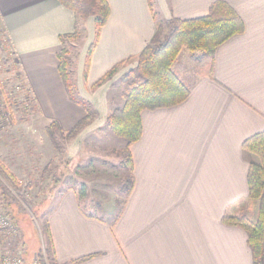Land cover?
I'll list each match as a JSON object with an SVG mask.
<instances>
[{"label": "crops", "instance_id": "obj_1", "mask_svg": "<svg viewBox=\"0 0 264 264\" xmlns=\"http://www.w3.org/2000/svg\"><path fill=\"white\" fill-rule=\"evenodd\" d=\"M107 1L110 15L98 38L95 22L85 21L89 41L77 72L71 70L79 93L102 118L99 125L112 110L114 81L93 85L135 59L157 22L208 15L217 0ZM223 1L244 30L223 42L213 61L200 62L206 71H195L200 63L192 61L184 102L142 112V135L130 148L135 183L119 218L112 223L86 212L76 191L52 200L48 222L60 264H253L246 231L224 218L249 210L248 171L258 158L243 142L264 131V0ZM77 24L81 30V17L60 0H0V29L41 116L64 130L86 116L59 71L61 37L74 34Z\"/></svg>", "mask_w": 264, "mask_h": 264}, {"label": "rangeland", "instance_id": "obj_2", "mask_svg": "<svg viewBox=\"0 0 264 264\" xmlns=\"http://www.w3.org/2000/svg\"><path fill=\"white\" fill-rule=\"evenodd\" d=\"M89 19L95 22L94 17H82L83 28L66 43L70 73L76 71L79 55L89 41L85 27ZM160 23L164 28L160 35L163 40L168 28L165 22ZM207 59L209 57L196 60L192 52L183 47L172 70L191 89L192 61L200 63ZM213 59L210 58L209 63ZM137 66L136 59L127 62L106 80L114 81L109 93L112 100L109 114L124 106L126 93L143 79L138 74L130 75ZM194 70L206 71L202 63L196 64ZM24 76L6 32L0 29V223L7 221L0 225V264L4 256L19 254L24 256L26 264H34L38 253L45 249L47 238L42 231L54 198L76 191L86 212L113 223L121 215L127 195L126 190H122L129 175L122 163L127 143L107 125L109 114L105 123L99 125L102 118L93 108L95 118L73 137L61 136L62 131L68 130L54 126L52 130L58 140L55 147L46 131L51 122L41 116L36 99L22 83ZM75 87L79 98L87 100L79 93L76 83ZM26 93L29 104H25ZM248 207L249 210L239 215L256 220L258 205L248 203Z\"/></svg>", "mask_w": 264, "mask_h": 264}, {"label": "trees", "instance_id": "obj_3", "mask_svg": "<svg viewBox=\"0 0 264 264\" xmlns=\"http://www.w3.org/2000/svg\"><path fill=\"white\" fill-rule=\"evenodd\" d=\"M60 2L72 9L81 18L94 17L96 37L98 38L110 15V6L107 0H60ZM150 5L152 8V2ZM159 23L157 22V30L152 41L135 57L138 62L137 68L130 71V75L133 77L138 74L143 76V79L126 93L124 106L113 110L107 118V125L110 129L127 143L122 160L123 166L129 170V175L126 176L122 187V190L127 192L125 202L135 183L130 148L142 135V112L146 109L154 110L180 104L190 95V87L172 70L179 51L183 47H187L199 61L206 57L214 58L217 48L223 42L244 30V22L240 15L228 2L223 0L212 3L208 15L191 19L172 18L167 20L165 24L168 33L163 40H160V35L164 28L163 24ZM78 29L79 25L77 24L74 34L61 37L64 46L58 53L59 71L71 100L82 105L87 114L73 128L66 132L62 131L63 135L61 136L63 137L75 136L83 126L96 116V112L91 107L92 104L79 98L76 94L75 83L69 71L70 56L66 43L76 35ZM96 37L88 50L86 69L90 65ZM121 65L112 68L93 87L98 88L102 85L115 74ZM54 126L58 129L61 128L59 122L54 120L51 121L46 131L54 146L57 147L56 133L52 130ZM243 148L259 158L258 162L251 161L248 171V203L258 205V217L254 220L245 214L226 215L224 221L229 225L241 226L246 231L253 264H264V131L247 138L243 142ZM44 231L42 232L44 236L46 235L47 242L43 236L42 238L46 243L44 251L38 253L40 263L60 264L56 257L48 221L45 222Z\"/></svg>", "mask_w": 264, "mask_h": 264}, {"label": "built area", "instance_id": "obj_4", "mask_svg": "<svg viewBox=\"0 0 264 264\" xmlns=\"http://www.w3.org/2000/svg\"><path fill=\"white\" fill-rule=\"evenodd\" d=\"M22 83H23L24 87H26V88H28L30 90V92L32 94V97L35 98L33 93H32V91H31V87L29 86V84L27 82L26 77L24 79H22ZM17 88L14 89V92H17ZM24 97H25V100H26L25 104H29L28 103L29 95L26 93ZM26 110H28V109L26 108ZM4 223L6 224L7 221L6 220L5 221L4 220L1 221L0 225H2ZM37 263L41 264L38 255L36 256V258L34 260V264H37ZM1 264H26V262H25V258H24V256L22 254H19L17 256L6 255V256L3 257Z\"/></svg>", "mask_w": 264, "mask_h": 264}]
</instances>
